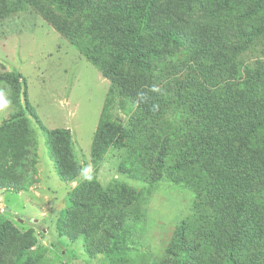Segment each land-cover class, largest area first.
<instances>
[{"label":"trees","instance_id":"trees-1","mask_svg":"<svg viewBox=\"0 0 264 264\" xmlns=\"http://www.w3.org/2000/svg\"><path fill=\"white\" fill-rule=\"evenodd\" d=\"M28 8L111 80L110 100L116 86L127 84L119 99L128 97L130 105L122 102L116 110L128 119L116 120L110 109L115 104L108 101L105 119L115 120L116 130L109 141L97 132L95 163L123 135L142 145L140 180L153 185L170 177L192 188L199 204L216 203L195 221L194 232L184 222L178 226V253L168 252L173 264H264V212L251 210L252 201L264 205V0H0V19ZM198 22L214 28L201 33ZM2 130L9 164L0 158V187L24 190L32 182L10 179L7 170L27 172L37 165L30 157L31 134L13 145ZM68 151L65 144L51 153L63 181L79 174L67 168ZM243 174L244 183L233 181L225 194L224 178ZM218 180L224 188L212 200L209 187ZM78 188L68 195L71 210H63L61 227L75 235L101 233L108 244L100 251L107 257L129 252L123 243L133 220L112 199L114 216L101 217L96 211L103 201L84 203L76 198ZM74 219L78 228L70 223ZM7 245L1 240L0 250ZM5 250L9 259L0 257V264H24L21 244Z\"/></svg>","mask_w":264,"mask_h":264},{"label":"rangeland","instance_id":"rangeland-1","mask_svg":"<svg viewBox=\"0 0 264 264\" xmlns=\"http://www.w3.org/2000/svg\"><path fill=\"white\" fill-rule=\"evenodd\" d=\"M197 26L201 33L214 28L202 22ZM126 87L125 83L116 86L115 99L110 100L111 80L32 8L0 19V127L13 145L29 131L30 157L37 158V165L27 167V172L7 170L10 179L32 182L28 188L0 187V241L8 244L0 250L1 258L9 259L5 248L21 244L24 264H173L176 258L168 252L178 253L174 242L178 226L184 222L192 233L200 215L215 209L214 201L199 204L192 188L170 177L153 185L140 180L146 158L142 145L130 143L123 135L95 163L97 132H104L102 139L109 141L116 130V121L105 119L109 102L115 104L110 109L116 120L128 119L116 110L122 102L130 105L128 97L119 99V91ZM65 144L71 150L67 168L79 172L72 181L61 180L51 157L53 148ZM0 158L8 166L4 145H0ZM244 179V174L224 178L225 194L233 181L242 184ZM221 185L218 180L209 187L212 200L221 194L215 191L224 188ZM77 188L76 198L84 203L103 201L96 211L101 217L114 216L112 207L108 209L112 199L133 220L123 243L129 252L107 257L100 251L102 244H108L101 233L75 235L61 227L63 210H71L68 195ZM252 204L251 210L264 212V205ZM189 220L194 222L189 225ZM70 223L78 228L80 221ZM100 228L98 222L94 229L100 232Z\"/></svg>","mask_w":264,"mask_h":264}]
</instances>
